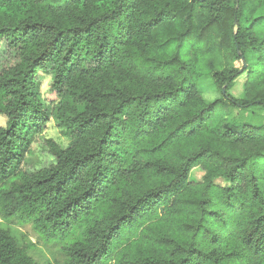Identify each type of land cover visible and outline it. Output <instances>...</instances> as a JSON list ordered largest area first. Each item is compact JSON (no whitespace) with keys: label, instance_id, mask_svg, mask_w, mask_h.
I'll return each mask as SVG.
<instances>
[{"label":"trees","instance_id":"trees-1","mask_svg":"<svg viewBox=\"0 0 264 264\" xmlns=\"http://www.w3.org/2000/svg\"><path fill=\"white\" fill-rule=\"evenodd\" d=\"M262 110L264 0H0V216L63 264H264Z\"/></svg>","mask_w":264,"mask_h":264},{"label":"rangeland","instance_id":"rangeland-1","mask_svg":"<svg viewBox=\"0 0 264 264\" xmlns=\"http://www.w3.org/2000/svg\"><path fill=\"white\" fill-rule=\"evenodd\" d=\"M236 66H240V62L235 63ZM246 75L243 73L239 75L230 89V93L235 98H240L243 95V84ZM198 87L201 92L202 98L206 102H211L220 97L218 91L214 88L213 84L204 78L198 81ZM39 91L43 99L47 103L56 101L55 92L50 89V75L48 73H39ZM237 110H233L234 115ZM264 119V110L258 112ZM253 112L245 111L242 112L241 118L243 120H250ZM5 118L0 116V126L5 124ZM46 138L54 140L57 144L61 146H66L68 144L67 138H65L60 129L57 128L54 121L49 118L46 123L43 133L40 134ZM40 139L39 135H36L34 141ZM35 145L32 146L34 148ZM193 174L196 178L200 176V171L195 169ZM215 184L226 186L227 183L223 179H216ZM0 226L10 230L11 234L17 240V242L26 247L28 254L40 264H63L64 256L60 248V244L55 241H46L38 231L35 230L32 222L30 220L22 219L20 217H11L9 219H4L0 216Z\"/></svg>","mask_w":264,"mask_h":264}]
</instances>
